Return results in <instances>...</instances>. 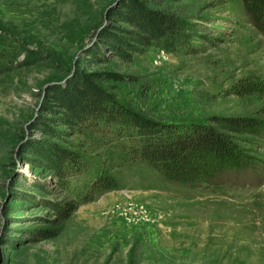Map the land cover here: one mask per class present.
Segmentation results:
<instances>
[{
	"label": "rangeland",
	"instance_id": "obj_1",
	"mask_svg": "<svg viewBox=\"0 0 264 264\" xmlns=\"http://www.w3.org/2000/svg\"><path fill=\"white\" fill-rule=\"evenodd\" d=\"M121 2L0 0V36L49 55L0 75V264H264V94H231L251 74L264 82V34L241 0H170L189 13L192 39L175 51L151 47L124 60L99 37L114 28L108 13ZM78 72L108 74L105 90L148 122L263 123L238 141L239 167L193 187L168 182L143 163H122L133 143L115 126L73 135L52 125L47 91L65 88ZM43 118L59 139L34 128ZM36 141L76 154L78 172L61 181L36 167ZM101 170L117 188L77 204Z\"/></svg>",
	"mask_w": 264,
	"mask_h": 264
},
{
	"label": "trees",
	"instance_id": "obj_2",
	"mask_svg": "<svg viewBox=\"0 0 264 264\" xmlns=\"http://www.w3.org/2000/svg\"><path fill=\"white\" fill-rule=\"evenodd\" d=\"M168 1L122 0L108 13L107 19L114 25L112 31L99 34L103 49L111 51L114 57L130 60L133 55L143 54L151 47L175 51L188 44L192 39L187 32L192 28L186 17L189 13L182 11L181 14ZM241 3L251 23L264 34V0H241ZM150 5L156 9H148ZM48 56L29 50L23 42L0 36V75L13 68L44 61ZM109 80L110 76L105 73L78 72L65 88L56 86L48 90L45 112L54 117L52 125L60 123L73 135L85 128L106 132L115 126L118 137H127L129 143H133L125 151L122 163H143L168 182L193 187L209 183L224 168L239 167L242 156L237 148L238 141L254 136L256 127L263 123L262 120L236 117H213L206 125L148 122L121 106L105 90L102 84ZM231 94L239 99L262 96L264 82L251 74L238 80ZM45 120L43 118L33 127L49 139H59V133ZM123 130L126 136L121 133ZM34 144L35 157L41 165L36 167L49 170L61 181L78 172L76 154L48 141ZM117 166L122 167L121 163ZM116 188L117 182L109 171L101 170L78 193L76 203H88L95 194Z\"/></svg>",
	"mask_w": 264,
	"mask_h": 264
}]
</instances>
